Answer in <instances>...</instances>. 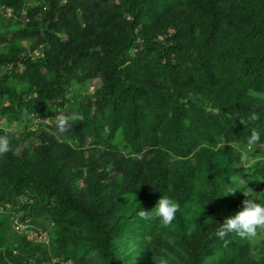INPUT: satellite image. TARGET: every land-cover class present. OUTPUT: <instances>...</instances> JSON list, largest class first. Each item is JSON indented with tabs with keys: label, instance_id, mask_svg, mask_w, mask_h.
<instances>
[{
	"label": "trees",
	"instance_id": "16d2710c",
	"mask_svg": "<svg viewBox=\"0 0 264 264\" xmlns=\"http://www.w3.org/2000/svg\"><path fill=\"white\" fill-rule=\"evenodd\" d=\"M0 6L12 14L0 21V135L11 141L0 210L24 203L0 217V264H131L134 254L143 264H264V229L227 244L215 235L247 199L226 191L264 202V143L251 162L238 151L264 131V0H120L99 20L118 36L76 47L55 14L26 26L24 0ZM84 20L75 32L93 27ZM23 41L40 57L22 55ZM93 78L102 86L91 92ZM162 195L181 205L172 224L141 219ZM11 222L71 224L89 238L50 234L48 253L24 233L5 236Z\"/></svg>",
	"mask_w": 264,
	"mask_h": 264
},
{
	"label": "rangeland",
	"instance_id": "374dc122",
	"mask_svg": "<svg viewBox=\"0 0 264 264\" xmlns=\"http://www.w3.org/2000/svg\"><path fill=\"white\" fill-rule=\"evenodd\" d=\"M26 4H28V7L26 10L30 9V12L21 11L20 18L22 21H20L22 24H25L28 26V24H37L39 26H42L47 23V19L51 18L53 14H55L53 27L56 29V31L61 35L64 41L67 39L70 40L72 45L76 47L78 43H85V42H91L92 45H95L97 42L103 41L105 39H112L115 38V36H118L117 30H113L112 26H105L101 25V22L99 21L102 16H104L111 7H114L116 5H119L120 0H61L62 8L60 10L54 11L52 8V2L53 0H24ZM4 7L0 6V21L5 18V14L7 18L11 17V10L4 11ZM5 12V13H4ZM86 13V14H85ZM90 18V23H92L93 27H90L87 23V29H84L83 27H77L78 32H75L73 29L75 20L79 18L83 23H85L84 17ZM4 22V21H3ZM42 33H44L43 28L40 29ZM86 30V31H85ZM72 32V33H70ZM67 34H71L72 37H68ZM171 33H168L170 35ZM41 34H36L35 39H39ZM157 35L156 37H158ZM70 38V39H69ZM158 38H161L159 36ZM53 44V42H51ZM21 45L23 48H25V52L22 55H30L32 59H36L40 57L39 51L30 52L29 45L26 41L21 42ZM38 50V49H37ZM55 71V70H51ZM138 81V80H136ZM102 86V83L99 78H93L90 83V91L93 92L96 89L100 88ZM39 122L35 121L34 124H38ZM254 155H250V162L254 160ZM194 163V161H193ZM77 186L79 189L84 190V188H80L82 186V182L79 181ZM23 201L16 205L12 206L7 209L0 210V217L5 215V213H8L9 210H11L9 213L10 216L13 215V213L16 210H20V207L23 205ZM22 214V211H21ZM14 216V215H13ZM15 219V218H14ZM13 221V220H12ZM11 222L10 229L7 232L5 236H7L10 239L18 238L23 233L28 236L27 238H30L34 245H44L45 250L50 253V241L52 238L50 237V234H54L56 232H67L68 230L73 231L75 238H86L88 239V232L86 229H78L75 228L74 225L69 224V227L65 224L62 225L60 228H56L54 223L50 224H42L35 222L36 230L33 229V231H26L25 227H23V231H18L15 229L14 225ZM15 223V222H14ZM16 224V223H15ZM24 226V225H23ZM39 231H43V237H40L38 235ZM45 231L47 232V235H45ZM49 233V234H48ZM94 237V236H93ZM76 239V240H77ZM3 243V242H2ZM1 243V244H2ZM10 244V243H9ZM130 244V243H129ZM135 246L129 245V251H132L135 249ZM0 249H3V247L0 246ZM134 259V262L131 264H141L142 261H136L137 254H134L132 256ZM64 264H71V262H67ZM143 264V263H142Z\"/></svg>",
	"mask_w": 264,
	"mask_h": 264
},
{
	"label": "clouds",
	"instance_id": "9594fccd",
	"mask_svg": "<svg viewBox=\"0 0 264 264\" xmlns=\"http://www.w3.org/2000/svg\"><path fill=\"white\" fill-rule=\"evenodd\" d=\"M251 119L255 120L257 117L253 115ZM241 123L245 125L247 121H241ZM68 127L69 125L65 117L61 116L57 119V130L59 133L66 132ZM262 143H264V131L253 129L245 142L241 144L238 149L241 158L247 159ZM10 150V137L7 135H0V156L5 155ZM237 191L242 192L244 196L247 197V199L243 201L242 210L225 218L223 223L219 224V228L215 232L216 237L223 240L225 244L229 243L225 238L230 235L239 237L242 240H252L258 236L261 229H264V202H261L258 197H255L253 191L248 192L239 189H230L225 192L223 197L233 196ZM180 207L181 205L179 202L171 196L162 195L152 211L146 212L140 209L138 214L141 219L149 220L155 218L163 225L169 226L175 220ZM26 226L27 225H20L22 231L24 230L23 227L26 229ZM34 230H36V228ZM161 264H166V262L162 259Z\"/></svg>",
	"mask_w": 264,
	"mask_h": 264
}]
</instances>
